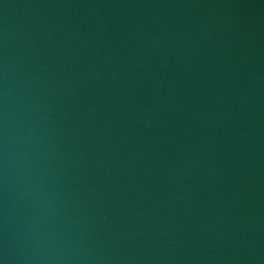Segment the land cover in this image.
<instances>
[{
    "label": "water",
    "instance_id": "95a60500",
    "mask_svg": "<svg viewBox=\"0 0 264 264\" xmlns=\"http://www.w3.org/2000/svg\"><path fill=\"white\" fill-rule=\"evenodd\" d=\"M0 264H264V0H0Z\"/></svg>",
    "mask_w": 264,
    "mask_h": 264
}]
</instances>
